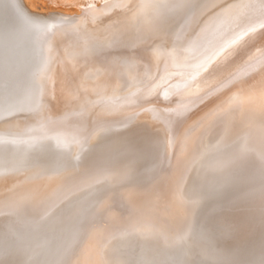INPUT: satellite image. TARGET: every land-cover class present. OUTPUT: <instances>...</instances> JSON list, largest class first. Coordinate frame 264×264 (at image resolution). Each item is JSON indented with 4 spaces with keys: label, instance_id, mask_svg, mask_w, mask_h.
Segmentation results:
<instances>
[{
    "label": "bare ground",
    "instance_id": "1",
    "mask_svg": "<svg viewBox=\"0 0 264 264\" xmlns=\"http://www.w3.org/2000/svg\"><path fill=\"white\" fill-rule=\"evenodd\" d=\"M122 1L124 0H47L46 2L56 4V8L74 6L77 17L86 15L94 21L99 19V14L104 13V10L117 11L121 7L117 8ZM190 1L192 0H128L126 4L131 2L132 6L129 9L137 16V19L125 22L126 31L130 30L127 32L131 34L130 36L142 35L143 37L150 29L149 25L155 21L159 22L161 18L164 19L162 16L166 14L169 17L170 10L177 9L183 3L189 2L188 4L191 5ZM196 1L198 2V0ZM232 3L234 4V2ZM124 6L125 4L121 8ZM244 6L246 7V5ZM228 9L230 12V8ZM251 9L254 11L255 8ZM261 9L262 7L259 10ZM186 12L188 13V10ZM233 12L231 11V14ZM250 12L252 13L249 11V14ZM59 13L50 9L39 10L35 0H0V107H10L19 113L22 112L24 117V111L34 108L41 99L49 98L51 91L59 87L62 89L63 85H67V87L64 88V91L61 90L60 95L63 93L64 100L71 101L78 85L81 84L77 83L79 79L77 82L75 81L77 77L90 76L96 72V74L110 73L111 65L114 63H105V65L103 64L105 67H97L92 70L90 61L79 59L85 64V68L82 71H77L70 62L61 61V58L59 60L60 69L56 71V74H52L51 87L47 85L45 75L51 68L55 56L58 58L57 54L60 53L59 38L74 35L72 31L81 26H79V21H76L78 19L75 20L77 23L70 20L73 15L70 12ZM238 14L237 12L235 17ZM244 14L246 16V12ZM86 16L84 17L87 18ZM226 17L228 18V16ZM160 21L163 23V20ZM213 21H211L212 24ZM206 27L209 30L210 27L208 28V25ZM234 27H238V25L236 24ZM239 27L231 31L228 28L227 36L218 41L214 51L206 54L204 62H208V59L221 48L227 47L228 39L238 38L249 30V27L242 25L239 33ZM178 28L180 29L182 26H178ZM172 34L174 33L172 32ZM130 36L127 42L132 41ZM138 36L137 39L142 38L141 36L138 38ZM250 37L249 35L244 37L240 42H237L236 46L247 44L251 40ZM52 41H54V45ZM180 42L182 43L181 40ZM209 44L211 45V43ZM130 47L127 49L129 50ZM166 51H168L167 48ZM86 54L88 56V53ZM143 54L145 55L144 65L141 62H136L138 65L135 66L129 63L128 68L125 66L123 69H116L115 72L113 71V75L119 77L121 82L124 77L132 79L135 78V75H141L143 70L147 82L145 81L146 84L142 83L143 86L141 85L140 88L145 89L146 87L152 88L157 84L156 78L159 82L168 69L172 68L173 71V66L167 61L168 57L153 60L151 57L154 52L151 54L145 51ZM170 54L172 53L170 52ZM108 58H110L109 55L107 61ZM131 62L133 61L131 60ZM240 63L243 70L249 65L246 64V61ZM69 64L74 70L73 72L69 70L70 72L63 76V69ZM117 66L119 65L115 67ZM231 69V72L228 71L225 77L231 74L233 77L236 73L241 74L234 79L233 83L236 80L247 81L252 78L250 72L243 74L241 71H236L237 66ZM102 74H99L98 77ZM57 75L61 77H57ZM152 78L154 81H151ZM75 83L78 85L76 86ZM163 83L159 85L162 86ZM210 84L211 81L206 84L204 89L192 90L191 95L197 97L200 93H207L215 87L211 84L212 86L209 88ZM134 85H131L133 90L136 89ZM169 85L167 88H163L166 97L177 94L180 89L188 87V84L174 82ZM94 86L96 85L92 87ZM80 87L82 88V85ZM253 87L255 86L253 85ZM128 89H126L127 92ZM255 89L258 88L255 87ZM247 90H244L245 93L239 92V94L232 95L228 99L231 101H227V104L230 105L228 107L227 105L224 107H219V104L213 105L211 97H215L220 91H216L215 95L207 96L204 100L205 106L200 105L203 107H199L198 104L197 110L195 107H189L192 106L189 103L184 109L176 108L173 102L176 99L174 95L171 100L166 99V102L159 100L155 108L150 111L156 110L155 113L163 115L169 128L172 127L171 124L173 125V128H170L175 138L172 149L163 138L164 134H161L162 137H146L140 147H138L139 143H136L137 149H127L132 151V153L129 151L130 155L126 150L125 157L99 163L95 168L91 167L92 169L88 166L86 169L80 168L73 179H71L73 176L71 174L70 178L61 182L54 191L48 193L46 187L37 188L35 186V189L23 196L0 199V264H264V95L263 93L256 94V90L254 93L249 87ZM196 97L192 98L196 99ZM104 105L107 104H99L97 108ZM126 109L131 112V109ZM179 114L182 119L180 117L179 120H176L175 117H179ZM218 115L219 121L222 122L218 121L219 124L216 125V122L213 125L211 119ZM21 116L22 114L19 115V117ZM4 118L5 116L0 115V143L13 134L12 128L9 127L11 120ZM134 118L135 122L146 119L142 114H138ZM144 123L143 125H145ZM147 126L149 125L147 124ZM140 130L138 129L137 132ZM115 132L117 131L115 130L113 133ZM144 132L141 133L144 134ZM120 134L118 133L117 137ZM110 135L114 134L110 133ZM94 136L95 134H93ZM121 137L123 140L127 138L123 135ZM132 137V142H135L134 135ZM61 138L63 137L61 136ZM116 139L113 138L115 141ZM57 140H60V136ZM97 141H99L98 137L95 142ZM49 146L51 147V145ZM77 166L76 164L74 167ZM49 175L51 176V174ZM60 180L62 179L60 178ZM196 206L201 209L199 212L195 211L197 213L193 215L192 210ZM95 242L96 248L91 249Z\"/></svg>",
    "mask_w": 264,
    "mask_h": 264
},
{
    "label": "rangeland",
    "instance_id": "2",
    "mask_svg": "<svg viewBox=\"0 0 264 264\" xmlns=\"http://www.w3.org/2000/svg\"><path fill=\"white\" fill-rule=\"evenodd\" d=\"M35 1L39 7V10L50 9L51 11H54V12L57 11L60 13L70 12L71 14H73L72 18H70V20L73 22L76 19H78L76 21L77 22L79 21L78 22L79 26L81 25L80 28H82V29L79 28L80 30L77 28V29H74V31H72L74 33V35H71V36H75V37H71V36L67 37L66 36V37L59 38V40H60L59 41L60 42L59 43L60 44V46H59L60 53L57 54L58 58L55 56L54 60L52 61L51 68H49L48 72L45 75L46 82L48 83L47 85L50 86L52 74L53 73L56 74V71L58 69H60L59 60L61 58H62L61 61L65 60L67 62H70L74 66V68L77 69V71H82L85 68V64L82 63V61H80L79 59H81V60L87 59V61H90L91 62L90 65H92L90 68L92 70L97 68V67H99V68L105 67L104 66L105 63L106 64L114 63V64H112V65L110 64L111 68H112L110 73L108 72V73L104 74L103 72H100V73L96 74L97 73L96 72L94 74H90V76L86 75L85 77H83V76L77 77L75 81L77 82V80L79 79V81L77 83L78 84L81 83L80 85H82L83 89L80 87V85L75 83V85L76 86L78 85L80 87V89L78 87V89L75 91V94L73 95L71 101L64 100L63 93H61V95H60L61 90L64 91L65 90L64 88L67 87V85L66 86L63 85L62 89H59V88H61V87H59L58 88L59 90L54 89V91H51L50 97L46 98L47 100L45 98L41 99L38 102V104H36L34 106V108H31L32 111H31V109L24 111V117H23L22 112H20L22 114V116L19 117V115H21L19 113V111L14 110V109H13L14 110L13 111L12 108L6 107V106L0 107V115L5 116L4 119L11 120V122L9 123V127L12 128L11 131L13 132V134H11L9 138H5L4 141L2 143H0V169H1L0 170V199L7 198V197L12 198V197H17V196H23L24 194L35 189V186L37 188H42V187L45 188L46 187L45 189H46V192H48V193L51 191H54L61 182H63L66 178L67 179L70 178L71 174H73V176H71V179H73L76 176V174L78 173L80 168L86 169V168L90 167V169H92V168H95V166H97V164H99V163L109 162V161H112L113 159L121 158L122 156L125 157V155H127V153H129L128 155H130V152L132 153V151H130V150L137 149L136 146L138 143H139L138 147H140L143 144V141H144L143 139H145L146 137H150V136H156V137L161 136L162 137V135L164 134L163 138L169 144V148L172 149L174 146V143H175V138H174V134L170 131V128H173V125L171 124L172 127L169 128V126L167 125L168 123L166 122V118L163 115H158L157 113H155L154 111H156V110L150 111V109L155 108V105H156V103L159 102V100L166 102L167 100H171L174 96H176V99H174V101H173L176 108L184 109V108H186L185 107L186 104L189 103L192 105L189 107H192V108L195 107V110H197L196 108L205 106L204 100L206 99V97L209 95H215L214 93H216V91L217 92L220 91V92H218V94L215 95V97L212 96L211 98H213V102H212L213 105L215 106L216 104H219V107H224L225 105H227V107L230 106L227 104L228 103L227 101H231V100H228V99L236 93H238V94H239V92L245 93V91H248L247 90L248 87H249V89H252V91L254 93L257 91L256 94H260V93L262 94L263 93V95H264V8H263L264 7V0H257V1L256 0H253V1L252 0H241V2H239L240 0H200V1L198 0V2H200V3H198L196 0H192L194 2L190 1L191 5L188 4L189 2H186V4L183 3L181 6H179L182 8L179 9V7H177V9L176 8L171 9L170 13H169V17L166 14V15L162 16V17H164V19L161 18V19H159V22L155 21L154 23L149 25L150 29H148L146 27V29H148L147 34L145 33L144 34L145 36H143V37H142V35L139 34L142 38H139L140 36H138V35H133L134 37L130 36L131 34L127 33L130 30L126 31L127 29H126V25H125L126 23L125 22L137 19V16H135V14L133 12L131 13L132 10L130 11L131 6H132L131 2L129 4L128 3L126 4V2L128 0L122 1V3L117 8H119L120 6L122 7L123 4H125V6L123 8L120 7L119 9H117L118 12L115 10L113 11L112 9L104 10V13L99 14L100 20L97 19L98 21L97 20L93 21V19H91V17L89 18L86 15H83L82 17L80 15L77 17L76 16L77 11L75 10L74 6H72L71 8H65V7L56 8V6H57L56 4L46 2L47 0L46 1L45 0H35ZM201 2L204 4H202ZM232 2H234V4ZM207 3H208V5H207ZM235 3H236V5H235ZM50 4H51V6H49ZM193 5H196V6L193 7ZM244 5H246V7ZM260 5L262 7L261 10H259L261 8ZM183 6H185V7H183ZM216 7H217V9H216ZM256 7H257V9H256ZM228 8H230V12H229ZM235 8H236V10H235ZM251 8H255L254 11ZM225 9H227L228 11ZM184 10H185V13H184ZM186 10H188V13L186 12ZM247 10H248V12H247ZM231 11H234V12L231 14ZM249 11H252V13L250 12L252 17L250 16ZM113 12H115L116 14ZM237 12L239 14L237 15V17H235ZM245 12H246V16L244 14ZM192 13L194 14V16H192L193 15ZM74 14H75V16H74ZM227 14H229V15H227ZM84 16H86L89 19L85 18ZM226 16H228V18ZM233 16H234V18H233ZM80 17H81V20L79 19ZM189 17H190V19H189ZM242 17H244V18H242ZM82 18H85V19H82ZM183 18L186 22L183 20ZM160 20H163L162 22L164 24L161 23ZM169 20H171V21L169 22ZM178 20H179V24H178ZM201 20H202V22H201ZM213 20H215V21H213ZM211 21H213V24ZM226 21H228V22H226ZM242 21H244V22H242ZM214 22L216 24L215 26H214ZM229 23H230V25L232 23L233 24L230 26ZM177 24L179 27L182 26V28L179 29ZM183 24H184V27H183ZM185 24H187V25H185ZM236 24L238 25V27L239 26L241 27L242 25L244 27H249L248 28L249 30L244 34H241L240 37H238V38L231 37L227 41L225 40L227 42V43L225 42L227 44V47L221 48V50H218L217 52H215V54L210 59H208V62H204L206 56L208 54H210L211 51H214V47L218 43V41L223 40L227 36V34L229 33V30L231 31L232 29L238 28V27H234ZM206 25H208V28L210 27L209 30L207 29ZM197 27H198V29H197ZM240 27L238 29L239 33L242 29V28L240 29ZM222 28H223V31H222ZM228 28H229V30H228ZM192 30H193V32H191ZM199 30H200V32H199ZM204 30H206L207 32ZM225 30H226V32H225ZM118 31H120V32H118ZM172 32L174 34H172ZM69 34H72V33H69ZM148 35H150V36H148ZM208 35L210 37L212 36L211 37L212 39ZM248 35L251 36L250 37L251 40L248 41L247 44H241L240 46L239 45L236 46L237 42H240L244 37H246ZM129 36H130V40H132L133 42L132 41H130V42L128 41L129 43L127 42V40H129ZM137 36L139 39H137ZM198 38H199V40H198ZM206 38H207V40H206ZM208 39H209V41H208ZM125 40H126V42H125ZM180 40L182 41V43L180 42ZM215 40H216V42H215ZM191 41H194V42L191 43ZM203 42H204V44H202ZM209 43H211V45ZM52 44L54 45V41H52ZM180 44H181V46H180ZM170 45H172V46H170ZM129 47H130V49L128 50L127 48H129ZM210 47H211V49L213 48V50H211ZM148 48L149 49L151 48V50H149ZM166 48L168 51H166ZM164 49H165V51H164ZM84 51H85V53H84ZM145 51H146V53L149 52V53L153 54V52H154V54H157V55L153 54V56L150 54L152 56L151 59H153V60H156L157 58L168 57V60H167V58H165V59L171 63V65L174 68L173 71H172V68L168 69L166 71L167 73L165 72V74L163 75L164 77L162 76L160 78L159 82H157V78H156L155 81L157 84H155L152 88L146 87L145 89L140 88L142 83L146 84V82H147L146 81L147 79H145L146 76L143 75L142 69H141L142 74L139 75L140 77L138 75H135V78H132V79L124 77L126 80L123 78V80L121 79V82H120L119 77H117L116 75H113L114 74L113 71L115 72L116 69L117 70L123 69V67L125 68V66H126V68H128V66H130L132 64L135 66L137 63H140V62L142 63V65H144L143 59H144L145 55L143 53ZM170 52L174 56L172 54H170ZM86 53H88V56ZM175 53H177L176 54L177 56L175 55ZM108 55L110 58H108V61H107ZM147 55H149V54H147ZM176 57H178V58L175 60ZM137 59H139V60H137ZM141 59H142V61H141ZM109 60H110V62H109ZM131 60L135 63L131 62ZM177 60H178V62H175ZM237 60H238V62H237ZM242 61H246L247 65L249 64L248 67H246V69H244V70L242 69V64L240 63ZM77 62H79L80 64ZM172 62H174V64H172ZM122 63H123V65H122ZM129 63H130V65H129ZM175 63H177L179 65L176 66L177 64H175ZM71 64H69L68 66L66 65V68L63 69L64 73H62L61 72L62 70H60V72L62 73L63 76H66L70 72L69 70H71L73 72L74 69L71 66ZM115 64L119 65L120 68H119V66H117L118 68L115 67L116 66ZM62 65H64V64H62ZM236 66L239 69V70L237 69L236 71H238V72L241 71L243 74H247L250 72L249 74L252 76V78H250L247 81L236 80V82L233 83L234 79L241 74L236 73L233 75V77H231L232 74L225 77L227 72L228 71L231 72V70H232L231 68L236 67ZM261 66H262V68H259ZM139 67L141 68V66H139ZM256 69H259V70H256ZM255 72H256V75H255ZM258 72L260 73V75ZM99 74H102V75H100L98 77ZM142 75H143V77H142ZM102 76H104L106 78H103ZM57 77H61V76L57 75ZM240 77H242V76H240ZM257 77H259V78H257ZM136 78H138V79L136 80ZM141 78H144L145 80L144 79L141 80ZM133 79H135V80H133ZM97 81H98V83H97ZM123 81H124V83H123ZM151 81H154V79L152 78ZM210 81H211L212 85H215V87L213 89H211L207 93L205 92L204 94L200 93L197 95V97L194 95L193 96L191 95L192 90H195L196 88L204 89V88H206V84L210 83ZM173 82L179 83V84L182 83L183 85L188 84V87H186V88L184 87V88L180 89L177 92V94L176 93L173 94L174 96L171 95L170 97H168V96L166 97L163 88L164 87L167 88L168 85L172 84ZM227 82H229V83H227ZM239 82H241V83H239ZM161 83H163L162 86L159 85ZM138 84H140V85H138ZM211 84L209 85V88L212 86ZM226 84H229V85L226 86ZM93 85H96V86L92 87ZM131 85L132 86L134 85V88H136V89L133 90ZM250 85H251V87H250ZM253 85L255 87H257L258 89L256 90L255 87H253ZM128 87H129V89H128ZM48 88H47V90H48ZM130 88H131V90H130ZM126 89H128V92ZM129 90H130V92H129ZM119 91L121 92L122 95L120 94ZM122 91H123V93H122ZM144 91H146L145 92L146 94L144 93ZM48 92H49V90H48ZM117 93H119V94H117ZM186 93H188V94H186ZM142 94H144V95H142ZM91 95H93V96H91ZM103 95H105V96H103ZM98 96L101 97V98L99 97V99H100L99 101H98ZM96 97H97V99H96ZM192 97L193 98L196 97V99H193ZM218 97H219V99H218ZM81 98H82V100H81ZM85 98H86V100H85ZM190 98L192 99L191 101L189 100ZM84 100H85V102H84ZM43 101H44V103H43ZM193 101H194V103H192ZM170 102H172V101H170ZM99 104H107V105H104V106H101L100 108H97V105H99ZM119 105H122V106H119ZM171 105H173V104H171ZM200 105H203V106H200ZM117 106H119V107H117ZM4 108H6V109H4ZM111 108H112V110H111ZM126 108L131 109V112H128V110ZM209 109H210V107H209ZM209 109L207 108L206 110L208 111ZM109 110H111V111H109ZM141 110H143V111H141ZM9 113H12V114H9ZM31 113L32 114L34 113V114L32 115ZM138 114L144 115V118H146L147 120L145 119V120H142L141 122L140 121L135 122L134 116H136ZM10 115H12V116H10ZM30 115H31V117H29ZM178 116L179 117H177V118L175 117L176 120H179L178 118H180V117H181L180 119H182V116H180V114ZM18 119L20 122L18 121ZM20 119L22 120V122ZM221 119H223V118H221ZM88 120H89V122H88ZM176 120H174V121H176ZM211 120L213 121V122H211V123H213V125L216 122H217L216 125L219 124L220 122H222V121H219L220 120L219 115H218V117L217 116L213 117ZM127 121H129V122H127ZM218 121H219V123H218ZM120 123H122V124H120ZM133 123H136V124H133ZM143 123L145 125H143ZM146 123L149 126L146 127V125H147ZM18 124H20V125H18ZM100 126H102V127H100ZM128 127H129V129H128ZM143 127L146 129L142 130V129H144ZM20 128H22V129H20ZM96 128H97V130H96ZM132 128L133 129L136 128V129L134 131H132L131 130ZM127 129L129 130L128 133H127ZM138 129L139 130L141 129L142 131L140 130V131H138L140 133H138L137 132ZM115 130L117 132L113 133ZM148 130H150V131L148 132ZM118 131H120V132H118ZM143 131H145L144 134H142ZM136 132H137V134H140L142 137L138 136L136 134ZM57 133H59V134H57ZM70 133H72V134L70 135ZM73 133H75V134H73ZM89 133H90V136H89ZM110 133H112L114 135L111 136ZM116 133L117 134L121 133V134L118 135V137H117ZM93 134H95L94 137H93ZM96 134L98 135L97 137L99 140L97 142H95L97 140ZM84 135H88V136H84ZM121 135H123L125 137L128 136V137L127 138L123 137V138H125L123 140ZM133 135L135 138L134 139L135 142H132L133 141V137H132ZM135 135H136V137H135ZM59 136H60V140H57V138H59ZM61 136L63 138H61ZM68 136H70V137L68 138ZM175 136H176V134H175ZM36 137H38L39 139ZM99 137H101V138L99 139ZM102 137L103 138L106 137V138L103 139ZM131 137H132V139H131ZM139 137H141V138H139ZM54 138H55V141H54ZM113 138L114 139L117 138L116 139L117 142L115 140H113ZM101 139H103V140H101ZM80 140H82V141H80ZM90 140L91 141L93 140L94 142L93 141L91 142ZM127 140L128 141L130 140V142H128ZM140 140H141V142H140ZM42 141H44V142H42ZM48 141H50L51 143L50 142L48 143ZM78 142L79 143L81 142L82 144H79ZM131 143H132L133 147H132ZM49 145H51V147ZM134 145L136 148L134 147ZM78 146H79V148H78ZM128 148L130 150H127ZM35 150H37V151H35ZM126 150H127V153H126ZM116 155H117V157H115ZM67 157H69V158H67ZM70 157H71V159H70ZM67 160L68 161L71 160V161L68 162ZM79 162L81 163V165ZM42 163H43V165H42ZM68 164H70V165H68ZM76 164L78 166L74 167V166H76ZM88 164H90V165H88ZM43 166H45V167H43ZM36 167H37V170H36ZM67 167H69L68 170H67ZM63 168H64V171H63ZM75 168H77V169H75ZM48 171H49V173H48ZM49 174H51V176ZM52 175H54V176H52ZM56 177H57V179H56ZM60 178L62 180H60ZM55 180L57 182L59 180V182L55 183L56 182ZM200 209H201L200 207L196 206L192 210V212H193L192 214L193 215L196 214L197 212H195V211L199 212ZM119 210H120V208H119ZM95 245H96V242L92 245L91 249H95L96 248ZM217 262H219V261H217Z\"/></svg>",
    "mask_w": 264,
    "mask_h": 264
}]
</instances>
